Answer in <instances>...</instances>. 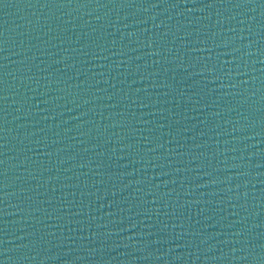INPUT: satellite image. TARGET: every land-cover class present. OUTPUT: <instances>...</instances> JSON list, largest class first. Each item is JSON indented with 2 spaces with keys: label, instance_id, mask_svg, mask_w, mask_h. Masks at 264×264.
I'll list each match as a JSON object with an SVG mask.
<instances>
[{
  "label": "water",
  "instance_id": "water-1",
  "mask_svg": "<svg viewBox=\"0 0 264 264\" xmlns=\"http://www.w3.org/2000/svg\"><path fill=\"white\" fill-rule=\"evenodd\" d=\"M45 2L0 3V260L264 264L261 0Z\"/></svg>",
  "mask_w": 264,
  "mask_h": 264
},
{
  "label": "snow or ice",
  "instance_id": "snow-or-ice-1",
  "mask_svg": "<svg viewBox=\"0 0 264 264\" xmlns=\"http://www.w3.org/2000/svg\"><path fill=\"white\" fill-rule=\"evenodd\" d=\"M68 2L72 3V0H68ZM222 2H223V0H222ZM253 2H254V0H244V3H247V4H251ZM0 3H3V0H0ZM42 6L43 7H48V6H50V4L46 0V2L44 4H42ZM55 6L56 7H63L65 5L64 4H55ZM236 6H241V5L238 4ZM260 6L264 7V0H261ZM188 11H192V9H188ZM156 27H159V25H157ZM0 35H2V33H0ZM213 36H215V33H213ZM197 43H199V44L203 43V44L206 45L207 41L206 40L205 41H198ZM144 46L147 47V48L153 49V51L151 53H148V55H150V56H159V55H161L160 45L158 44V42L155 39H152V38L148 37L147 41L144 44ZM192 49L198 50V51H200V50H207L208 52L212 51V49L210 47L205 48V49H200V48L193 47ZM3 51H4V49L0 48V52H3ZM0 58H5V57L0 56ZM208 59L211 60L212 58L209 57ZM154 62H157V61H154ZM3 68H5V65L0 64V69H3ZM207 70L208 71H214V68L213 69H207ZM217 78H219V77H217ZM245 83H247V82L245 81ZM3 84H4V80H3L2 75H0V93H3L5 91V89L3 87ZM6 99H7V97L5 95L0 94V101H4ZM44 103H48V101H44ZM133 103H135V101H133ZM3 111H4V109L0 108V113H2ZM5 123H6L5 118L3 117V115H0V132L4 131V124ZM0 139H3V137H0ZM144 139L148 140L149 143L152 142L151 139H149V137H145ZM0 147H3V145H0ZM163 147H164V144H160L159 145V148H163ZM156 150H157L156 148H149L148 152H155ZM4 163H5V161L0 160V165H3ZM81 167H83V165H81ZM160 167H162V166H160ZM161 173H162V175H168L167 172H161ZM6 176H7V172L5 170H0V192H2L3 189L7 187V184L5 182ZM113 195H115V193H113ZM155 202L156 201H153V203H155ZM81 207H83V205H81ZM101 207H103V205H101ZM79 214H80V212L72 213V215H79ZM57 219H63V216H58ZM2 243H3V240H0V244H2ZM3 254H4L3 252H0V255H3ZM0 264H4V261L0 260Z\"/></svg>",
  "mask_w": 264,
  "mask_h": 264
}]
</instances>
